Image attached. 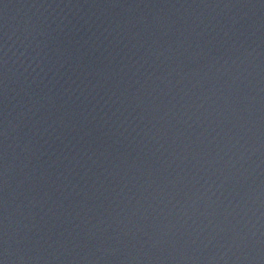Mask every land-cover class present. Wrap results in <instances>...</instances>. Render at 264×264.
<instances>
[{"label": "water", "instance_id": "95a60500", "mask_svg": "<svg viewBox=\"0 0 264 264\" xmlns=\"http://www.w3.org/2000/svg\"><path fill=\"white\" fill-rule=\"evenodd\" d=\"M0 264H264V0H0Z\"/></svg>", "mask_w": 264, "mask_h": 264}]
</instances>
